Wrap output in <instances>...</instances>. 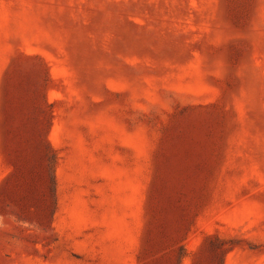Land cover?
Returning <instances> with one entry per match:
<instances>
[{
	"label": "rangeland",
	"instance_id": "rangeland-1",
	"mask_svg": "<svg viewBox=\"0 0 264 264\" xmlns=\"http://www.w3.org/2000/svg\"><path fill=\"white\" fill-rule=\"evenodd\" d=\"M0 264H264V0H0Z\"/></svg>",
	"mask_w": 264,
	"mask_h": 264
},
{
	"label": "crops",
	"instance_id": "crops-1",
	"mask_svg": "<svg viewBox=\"0 0 264 264\" xmlns=\"http://www.w3.org/2000/svg\"><path fill=\"white\" fill-rule=\"evenodd\" d=\"M36 93L39 95L38 92H33V95L36 94ZM68 96L65 94L66 98L68 97V98L72 99L71 94H69ZM31 101H32V108H33V110L35 112H39L40 111L41 104L43 106H45V107H48V109L49 108L52 109V118H51V125H50L51 128L49 127V129L47 131V134H48L47 138H49L50 131L51 130L54 131L56 129V126H57V118H56L57 96L55 94V90L47 88V91L42 94V98L40 100H39V97H38V102H36L35 99H31ZM35 116L37 118L38 115H35ZM38 118H39V116H38ZM22 126H24L25 131L27 133H29L31 135V137H33V134L31 132L34 131V125H30V126L22 125ZM36 126H37V123H36ZM7 133H8V141L12 140L13 138L16 137V134L14 135V133L11 132L10 127H8V129H7Z\"/></svg>",
	"mask_w": 264,
	"mask_h": 264
}]
</instances>
